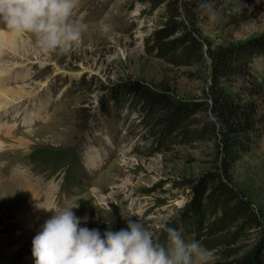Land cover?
<instances>
[{"label": "rangeland", "instance_id": "1", "mask_svg": "<svg viewBox=\"0 0 264 264\" xmlns=\"http://www.w3.org/2000/svg\"><path fill=\"white\" fill-rule=\"evenodd\" d=\"M253 2L261 3L262 11L249 16L247 22H241L231 0L214 11L215 19L202 15L201 31L212 47L264 35V0ZM80 3L86 4L80 16L93 17L88 22L83 17L88 30L79 43L47 54L33 46L30 58L23 60L26 64L16 66L15 53L1 58L0 66L12 75L8 80L11 87L27 86L31 97L15 105L22 112L9 123L18 130L0 133V142L7 144L0 151V185L8 181L38 212L34 203L43 200L50 190L47 184L52 182L58 188L56 210L72 207L81 220L88 217V223L82 222L80 227L99 229L103 236L109 228H126L130 218L139 219L166 243L162 226L180 229L185 223L193 187L184 183L209 171L213 144L173 145L158 150L142 125L138 108L128 107L129 95L122 98L119 93L124 84L142 80L154 85L165 82L183 98H203L204 70L175 69L146 53L147 38L160 25L162 8L153 11L149 3L132 0H78ZM25 37L32 40L27 34ZM195 70L196 80L188 79L186 72ZM253 71L257 78L264 79L263 58L253 61ZM55 93L59 102L50 109L47 121H36L45 114L31 104L30 111L37 115L35 125L24 128V109L29 105L25 100L37 103L49 94L50 100H45L48 104ZM84 109H89L86 125L80 117ZM19 140H26V144L21 145ZM35 149L36 155L29 156ZM77 156L106 164L91 169L89 180L78 171ZM66 163L75 167L73 185H63L60 165ZM235 179L264 213V136L259 148L238 163ZM42 204L47 208L44 201ZM38 214L44 222L53 216ZM13 219L0 209V264H26V256L19 250L26 238L19 237L23 228ZM262 243L261 231L254 230L240 245L249 251L262 248ZM217 260L213 257L211 264Z\"/></svg>", "mask_w": 264, "mask_h": 264}, {"label": "trees", "instance_id": "2", "mask_svg": "<svg viewBox=\"0 0 264 264\" xmlns=\"http://www.w3.org/2000/svg\"><path fill=\"white\" fill-rule=\"evenodd\" d=\"M132 1L149 3L153 11L162 8L160 25L146 41L149 56L175 69L204 70L203 98H183L165 82L142 80L124 84L119 93L129 95L128 107L138 108L158 150L213 144L209 171L184 183L193 194L182 236L211 250L218 258L214 264H264V213L235 179L238 163L259 148L264 136V79L253 71V61L264 59V35L212 47L201 31L202 15L208 13L200 0ZM231 1L241 22L262 11L253 0ZM224 2L213 0V10ZM196 72L187 71L186 77L196 80ZM88 116L89 109L80 111L85 125ZM254 230L261 231L262 248L244 251L240 244Z\"/></svg>", "mask_w": 264, "mask_h": 264}, {"label": "clouds", "instance_id": "3", "mask_svg": "<svg viewBox=\"0 0 264 264\" xmlns=\"http://www.w3.org/2000/svg\"><path fill=\"white\" fill-rule=\"evenodd\" d=\"M77 5L78 0H0V24L17 36L32 37L29 43L42 53L64 50L88 30L75 13ZM200 7L215 19L213 0H200ZM73 209L54 210L43 223L32 242L35 264H211L213 259L200 241H186L182 229L162 226V243L143 221L130 218L126 228H109L102 236L99 229L80 227L88 217L81 220Z\"/></svg>", "mask_w": 264, "mask_h": 264}, {"label": "bare ground", "instance_id": "4", "mask_svg": "<svg viewBox=\"0 0 264 264\" xmlns=\"http://www.w3.org/2000/svg\"><path fill=\"white\" fill-rule=\"evenodd\" d=\"M0 29L5 30L0 31V61L2 56L13 52L15 53L13 58H16L13 63L14 66L26 64L23 60L26 59L25 57L30 58L31 50L34 49L33 43H29L31 39H29V37H25V35L17 36L10 31H7L6 26L2 24H0ZM30 60L28 62H30ZM7 67H9V65ZM7 74L8 73L0 66V115L2 113L7 115V113L11 110V105L15 106L19 103H22L26 97H31V93L27 90V86L11 87L9 84L10 81L8 82L7 79ZM9 75L10 73L8 76ZM10 77H12V75ZM29 106L30 105L26 106L25 108H29ZM21 112L22 108H20L18 112L16 111V114L19 115ZM17 115L14 117H17ZM3 125H8V123H0V131ZM25 141H20L21 145L26 144ZM3 145L5 146L6 144L0 142V151L3 150ZM6 184L0 185V209H3L4 216L7 215L12 217V219L14 218V221L12 222L23 228V231L19 234V237L26 238L23 245L25 244L28 246L23 247L22 245L19 250H21V253L26 256V260H24L26 264H35V259L32 255V242L35 236L42 230L44 221L38 212L33 208V206L19 192H17L8 181ZM54 194L55 191L53 190L52 195ZM44 203L46 204L47 209H51L52 205L49 199L44 200ZM19 237H17L16 240H20Z\"/></svg>", "mask_w": 264, "mask_h": 264}]
</instances>
